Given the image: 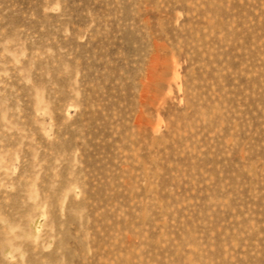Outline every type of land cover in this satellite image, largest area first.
<instances>
[{
    "label": "rangeland",
    "instance_id": "rangeland-1",
    "mask_svg": "<svg viewBox=\"0 0 264 264\" xmlns=\"http://www.w3.org/2000/svg\"><path fill=\"white\" fill-rule=\"evenodd\" d=\"M0 264H264V0H0Z\"/></svg>",
    "mask_w": 264,
    "mask_h": 264
}]
</instances>
